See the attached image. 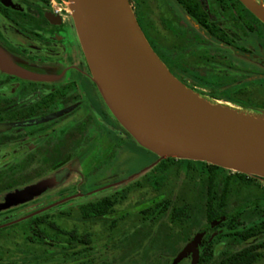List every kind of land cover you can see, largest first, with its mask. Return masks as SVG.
Wrapping results in <instances>:
<instances>
[{
  "label": "rangeland",
  "instance_id": "374dc122",
  "mask_svg": "<svg viewBox=\"0 0 264 264\" xmlns=\"http://www.w3.org/2000/svg\"><path fill=\"white\" fill-rule=\"evenodd\" d=\"M63 1L64 9L69 11V0ZM129 1L137 21L139 18L164 59L154 52L169 71V67L176 71L179 79L170 73L179 82L213 105L264 121L263 68H260L259 76H247L244 70L233 71L220 62L204 58V54L226 55L230 52L219 46L212 48L211 45L195 44L197 33L192 27L193 20H186L184 10L175 0ZM198 1L214 23L238 33L245 45L264 57V27L241 5L231 0ZM253 1L264 9V0ZM0 3L14 12L17 25L52 34L59 31L60 35L65 27L71 25L67 48L76 52L71 11L63 12L59 19L31 2L0 0ZM9 25L0 16V29ZM19 31L21 34L13 36L18 43L49 51L58 49L53 38L45 43L48 36L37 38L22 28ZM0 55L10 57L1 45ZM83 79L80 90L85 91V97L80 114L67 118L78 120L84 116L85 120L92 119V131L88 136L85 133L83 140H77L73 153L68 149L65 162L59 151L46 154L33 149L32 139L6 144L0 137V195L69 169L65 182L53 192L30 205L0 213V264H191V256L179 258L207 223L210 171L196 162L160 159L133 138L125 139L120 128L109 123L105 104L99 97L93 99L91 85L87 78ZM18 83L20 87L24 84ZM20 87L7 88L1 94L17 99ZM76 123L51 131L44 138L45 143H71V136L80 129ZM232 174L225 169L216 172V192L220 194L225 182L229 183L227 211L254 201L263 193V184L255 182L241 186ZM130 176L134 177L119 185ZM103 190H106L105 195H112L115 199L114 215L82 218L80 198H76L83 192ZM71 199L72 202H68ZM167 202L169 209L166 213H142L156 203L163 205ZM184 206H187L189 214L184 226L180 227L172 223L171 212L175 207ZM255 213L243 214L237 223L247 227L257 224L259 213ZM36 218L45 220L41 226L45 232L43 237L36 236L33 230ZM53 224L60 228L61 233ZM74 233L77 237H85L86 242L74 240ZM212 240L210 242L218 258L219 254L235 253L250 245L264 243V234L247 243L221 233L215 234ZM257 264H264V256Z\"/></svg>",
  "mask_w": 264,
  "mask_h": 264
},
{
  "label": "water",
  "instance_id": "95a60500",
  "mask_svg": "<svg viewBox=\"0 0 264 264\" xmlns=\"http://www.w3.org/2000/svg\"><path fill=\"white\" fill-rule=\"evenodd\" d=\"M238 1L264 25L261 5ZM69 3L93 81L140 146L160 159L202 162L264 179V121L213 105L179 82L154 52L129 0ZM8 128L0 125V131ZM54 183L42 181L0 197V211L33 200ZM236 213L197 233L186 248L191 264L199 263L206 234Z\"/></svg>",
  "mask_w": 264,
  "mask_h": 264
},
{
  "label": "flooded vegetation",
  "instance_id": "af4514ba",
  "mask_svg": "<svg viewBox=\"0 0 264 264\" xmlns=\"http://www.w3.org/2000/svg\"><path fill=\"white\" fill-rule=\"evenodd\" d=\"M20 1L22 3L31 2L36 6L44 8L46 11H48V13L53 14L48 4H44L42 0ZM175 1L177 5L182 7V9L184 10L186 14V20H193L192 27L197 33L196 36H194L195 44L198 43L199 45H211L212 48L219 46L227 49L230 52V54L226 55L222 53H213L212 55L204 54V58H207L209 61H215L217 63L220 62L222 65L230 68L233 71L244 70V72L247 73V76H249L250 74H253L254 76L260 75V68L264 69V57L261 54L257 53L254 49L248 47V45H245L242 36L214 23L198 0ZM13 14L14 12L10 8H7L2 3H0V16L5 22L11 24L4 29H0V45L2 46V50H4L6 54L10 55V57L8 58H3L0 55V125L9 126L8 129L0 131V137L2 136L3 143H21L25 140L32 139L34 144L33 149H38L39 151L45 152L46 154L52 153L54 151H59L62 154V161L65 162V155L68 154V149H70V151L72 150L73 153V150L77 148L75 144L77 140H83L84 134L86 133L88 136L92 131V119L85 120L84 116L83 118L78 120H76L75 117L67 118L72 114H80V110L82 108L85 97V91L80 90V82L84 80L83 78H87V80L89 81L88 83L91 85V89L93 90V94L91 93V95L93 99H98L99 97L105 104L106 112L107 110L109 112L107 116V120L109 121V123H115L114 125H117L120 128V131L123 133L125 139L132 138L113 116L110 109L103 100L96 84L93 81L92 74L90 72L87 60L78 38L75 24V31L72 30V32L74 33L75 37L74 42L77 47L76 52L70 51V49L67 48V38L69 37L71 25L65 27L62 35L59 34V31H55L52 34L48 31L35 30L30 29L27 26L17 25V20L15 19ZM58 17L59 19H61V16ZM138 22L150 45L163 60V56L158 52L154 41L151 39V37H149L147 31L143 28V25L141 24L139 18ZM20 28L25 30V33H29L30 36L33 35L37 38L48 36V40L45 38V43H49L50 39L52 38L55 39V43H57L56 46L58 47V49L55 51H49L43 48L36 47L34 45H28V43H18L13 39V36H15L16 34H21V31H19ZM169 69L176 78H180L174 69H172L171 67H169ZM18 82H23V86L20 87ZM10 87H12L13 89H18V87H20L19 90L21 93L19 98L13 100L7 98L9 96L8 93L6 97L4 96L5 94H1V92L4 93V91H6V89ZM10 108L15 109L10 111ZM75 121L78 123V125H80V129L79 131L74 132V134L71 136V143L67 144L65 141H58L57 143L55 142V145H49L48 143H45L44 138L47 137L51 131L57 130L60 127H66ZM230 172H232V175H234L238 182L241 183V186L253 185L255 182L261 183V185L263 184V193L261 192L262 194H260V196L254 201H249L245 204H242L231 211L225 210V212L217 220H214L212 222L207 221L204 226L212 224L234 212H237L234 217L221 222L206 234L204 240L207 238V244L211 246V248L212 242L210 241H213L212 238L215 236V234L221 233L222 235L227 236L229 235V227H237V229L239 230L245 229L247 226H241L237 223V221L243 214L247 212H258L259 216L257 217V224L255 225L259 226L261 224H264V179L247 175H245V178H242L240 177L239 173H235L233 171ZM68 173L69 169L65 173H55L48 178L28 185L33 186L42 181L55 180V183L52 187L48 188L43 193L36 195L33 200L0 211V213L12 211L21 206L30 205L37 199L53 192L56 188H58L65 182ZM211 176L212 174L210 173L209 179H211ZM133 177L134 176H130L124 179L119 183V185L125 183ZM227 185H229V183L225 182V186L219 196L222 195ZM23 188L9 191L0 195V197ZM106 190L100 192L96 191L94 193L83 192L82 194H79V197H77L76 199L80 198L79 203L81 204L79 207V212L81 213L82 218L87 220L92 218H108L114 215L116 202L112 195H105ZM68 202H72V199ZM158 205L161 204L156 203L153 207L145 209L142 213L152 214L154 212L153 210ZM92 206H107L109 208V211L104 215L85 217L83 210ZM233 219H236V221L230 223V221ZM263 234L264 230L259 236L255 237L254 239L260 237ZM84 238L85 237L80 239ZM203 242L200 247V251L202 249Z\"/></svg>",
  "mask_w": 264,
  "mask_h": 264
},
{
  "label": "trees",
  "instance_id": "16d2710c",
  "mask_svg": "<svg viewBox=\"0 0 264 264\" xmlns=\"http://www.w3.org/2000/svg\"><path fill=\"white\" fill-rule=\"evenodd\" d=\"M42 1L44 2V4L46 5L48 4L47 0H42ZM231 1H234L235 3L241 5L244 8V6L238 0H231ZM244 10L248 12V14L252 16L254 19H256L246 8H244ZM258 22L262 27H264V25L260 21ZM187 162L193 163V161H187ZM196 163H199L202 166L207 167L210 173L212 174L211 179H209L210 182H209L208 198L206 205L207 221L212 222L214 220H217L225 212L226 207L228 206V198L230 194L229 185L226 186L222 195L219 196V193L216 192L215 190L216 181H217L216 172L218 170H223V169L209 165L207 163H202V162H196ZM239 175L242 178L246 177L245 175L242 174ZM108 209L109 208L107 206H103V207L92 206L85 208L83 210V213L85 217H93L95 215L106 214L109 211ZM168 209H169V204L167 202V204H163V205L161 204L155 207L153 213L157 214L158 212H160L161 214H163L166 213ZM188 214L189 212L187 206L175 207L173 208L171 213V221L173 224L183 227L188 218ZM234 221H236V219L231 220L230 223ZM43 224H45V220L43 218H36L33 220V230L36 232L37 236L43 237V235H45V232L41 229V226ZM52 226L61 233V230L57 225L53 224ZM259 226L252 225L246 227L243 230H239L237 229V227L234 228L229 227L230 228L229 235L239 238L242 242H248L254 239L255 237L259 236L263 232L264 224H261ZM73 237L74 240L80 239L75 235V233ZM79 241L81 243L86 242V238L80 239ZM186 248L182 252L179 259H185L191 256V254H189L186 251ZM263 250H264V244L253 245L246 247L241 251L235 253H225L221 255L219 254L218 255L219 257L217 258L215 251L211 248V246L207 244V238H206L203 242V246L200 251V258L198 264H257L260 261V259H262L264 256Z\"/></svg>",
  "mask_w": 264,
  "mask_h": 264
},
{
  "label": "built area",
  "instance_id": "2783aa9c",
  "mask_svg": "<svg viewBox=\"0 0 264 264\" xmlns=\"http://www.w3.org/2000/svg\"><path fill=\"white\" fill-rule=\"evenodd\" d=\"M47 1L49 8L54 15L63 16V12L70 13L68 10L64 9L65 3L63 0H47Z\"/></svg>",
  "mask_w": 264,
  "mask_h": 264
},
{
  "label": "bare ground",
  "instance_id": "6f19581e",
  "mask_svg": "<svg viewBox=\"0 0 264 264\" xmlns=\"http://www.w3.org/2000/svg\"><path fill=\"white\" fill-rule=\"evenodd\" d=\"M71 10H69V12H70Z\"/></svg>",
  "mask_w": 264,
  "mask_h": 264
}]
</instances>
